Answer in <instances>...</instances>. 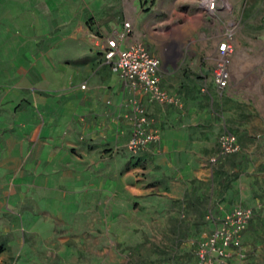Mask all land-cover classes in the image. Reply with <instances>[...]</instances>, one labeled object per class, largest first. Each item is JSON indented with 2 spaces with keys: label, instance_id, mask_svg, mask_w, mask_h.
<instances>
[{
  "label": "rangeland",
  "instance_id": "374dc122",
  "mask_svg": "<svg viewBox=\"0 0 264 264\" xmlns=\"http://www.w3.org/2000/svg\"><path fill=\"white\" fill-rule=\"evenodd\" d=\"M29 1L0 0V18L24 6L32 14L11 23L16 38L0 36V130H16L12 121L22 113L28 118L30 111L35 134L21 163L11 164L0 178V245L6 247L0 264H185L196 259L198 242L214 228L207 215L219 218L240 204L251 206L254 215L243 235L245 256L234 257L232 264H264V0H238L235 14L228 0H220L214 14L204 12L198 0L193 10L174 4L166 14L151 12L150 0L139 8L143 20L152 22L150 32L141 27L152 41L150 50L176 53L168 85L203 96L198 111L207 135L204 143L186 149L189 179L173 171L158 174L161 160L170 162L163 147L131 155L124 147L127 136L93 145L75 135L76 94L82 85L88 87L94 70L87 64L89 47L98 48L100 25L124 20L120 0H112L105 22L101 0ZM0 21L2 32L9 22ZM230 21L237 25L231 80L219 91L211 75L215 50L196 52L191 46L208 37L219 42ZM174 27L184 33L172 34ZM14 40L16 46H3ZM58 63L64 69H57ZM84 69L80 84L77 74ZM205 84L208 89L202 91ZM65 108L70 112H62ZM48 123L51 132L53 125L60 127L68 142L65 152L81 159L85 171L75 162L50 172L46 152L39 156ZM226 130L235 133L239 148L212 164ZM79 142L85 150L73 145Z\"/></svg>",
  "mask_w": 264,
  "mask_h": 264
},
{
  "label": "crops",
  "instance_id": "0c3cea01",
  "mask_svg": "<svg viewBox=\"0 0 264 264\" xmlns=\"http://www.w3.org/2000/svg\"><path fill=\"white\" fill-rule=\"evenodd\" d=\"M95 1L97 3L99 2L98 0ZM228 1L233 8L234 14L237 13L239 1ZM196 2L197 0L149 1L150 5L152 6L151 12H159L164 14L174 11V4L184 5L187 6V10H193L191 8H193ZM100 4V10L105 11V14H103V17H101L103 20L101 22H105L106 19H109V16L107 15L113 12V1L101 0ZM142 5H144V0H120L118 3V8L122 6L121 9L125 13L124 20L118 21L112 19L111 21H108V24L100 25L99 29L102 30L100 33L103 34L104 32H111L113 30L120 29L122 28L123 23L127 21L132 25V33L128 41H143L149 47L152 41H149L150 43L147 42L143 36L141 27L143 26L145 30L150 32L152 30V25H150V23L152 22H150V19L146 21L143 20L145 13L139 9L142 7ZM29 9L31 10L29 6L28 8L27 6H24L21 11L11 9V12H8L7 15L1 17L0 20L3 19V21L9 22V27L4 28L2 32L0 31V36L3 33L6 38H16V30L12 31L11 27H13V25H11V23L15 22L17 19H21L22 14L32 15L29 13ZM194 12L195 11H190L191 14H194ZM162 22H164L163 19L160 20V24ZM175 28L176 27L172 29V31L174 30L172 34L182 35L184 33V31H177ZM189 28H191V26H186V30ZM208 32L210 37H215V35L211 33L212 31L209 30ZM100 37L97 38L100 39ZM208 39L205 41V43L202 42L201 44L193 45V47L191 46V49H194L196 52L202 50H205L206 52H212L214 50L216 51L218 40ZM151 40L154 42L153 38ZM155 40L156 42H164L163 38L161 39V37H156ZM13 43L16 46L15 40L8 42L6 41L3 43V46L8 45L10 47ZM97 47L98 48L89 47V52L87 54L92 59L90 60L91 63L87 64L88 66L92 65L91 68H94V70H91V74L88 76V87L86 86L85 88H82L83 90L79 87L80 90H78L76 94L78 115L75 135L78 137V141H80L81 136L83 135L85 136V139H90L88 141L93 145H103V143L108 145V143H113L112 141L115 139H126V136L127 138L129 137L130 123L125 118V114L129 113L127 112L126 106L120 105L122 104L127 93L129 94V91L124 86L121 79L114 72H112V70H110L111 68L107 64L104 63L103 53L100 49V46L97 45ZM1 49L2 46L0 47V50ZM95 54H97V56H95ZM156 54L159 56L162 55L163 57L164 55L167 57L171 56L169 51L165 48ZM48 59H50L49 56ZM170 66L174 68V64H168V70H166L164 66L162 67L163 72L161 73V82L170 93L176 94L183 99L184 109L181 111L170 106L161 107L159 105L153 104L147 105L149 113L156 118L158 125L161 127V136L158 142L154 143L148 150H145L146 152L143 151V153H156L158 149L163 147L166 149V156L170 157V162L165 163L163 160H161L160 163H162L161 165L163 168L160 171L157 170L158 174L163 176V174H167V171H173L177 178L180 177L183 179H189L191 169L189 166L190 159L187 156L186 149L204 143L207 135V131L201 126L200 117H202V112L198 111L201 108L200 105L202 103L203 96L193 92L191 94V89H181L175 84L174 87H170L166 79L169 78L170 81H173L174 70H172ZM56 68L64 69V65L58 63ZM81 71L82 72H78L77 74L80 84L85 82L84 80L81 81V78L86 76L85 69ZM59 84H61V82H59ZM108 101L110 103H108ZM62 112L68 113L70 110H66L65 108ZM22 114H19L20 116L18 115L17 118L12 121V124H14L16 130H9L7 132H1L0 130V178L2 174L7 175L9 173L11 164L12 166L20 164V161H22V159L26 156L28 149L29 151L31 149L29 145L33 142L35 137L33 127L34 120L32 114L30 115V111L28 118L23 119ZM24 116L26 117L27 115ZM190 117H197L196 122H190ZM50 126L51 124L48 123L43 140L39 143V145L42 144V147H40L39 156L42 157L46 152L47 163L49 165L53 164V166L48 168L50 169V172L53 174L56 172L58 173L59 169H63L62 166L65 168L66 164H73L75 162L81 168L79 171H85V169H82L81 167V159L76 158V156L71 153H68L67 155L65 152L66 137L64 138L62 131L59 132L60 127H58V125H53L54 130L51 132L49 129ZM8 129H10V127H8ZM66 143L68 144V142ZM73 145L77 147L78 151L85 150L81 142L75 143ZM124 147H126V145ZM178 151L180 153H178ZM86 157L87 155H85V158ZM193 163L196 164L198 161L195 160ZM173 164L176 165V168L171 166ZM15 169L16 168H13L11 171H14ZM162 172L164 173L162 174Z\"/></svg>",
  "mask_w": 264,
  "mask_h": 264
},
{
  "label": "built area",
  "instance_id": "2783aa9c",
  "mask_svg": "<svg viewBox=\"0 0 264 264\" xmlns=\"http://www.w3.org/2000/svg\"><path fill=\"white\" fill-rule=\"evenodd\" d=\"M198 3L208 14H214L221 7L220 0H198ZM236 27V22L230 21L216 46L211 75L213 85L219 91L230 84L229 60L235 52ZM131 33L132 25L126 21L122 28L104 32L98 45L104 63L131 94L124 103L129 113L125 114V118L130 123L126 149L131 155H137L148 150L161 136V127L149 113L147 105L170 106L182 111L184 101L162 85V58L143 41H128ZM85 87L82 85V88ZM207 87L208 84H205L202 91H206ZM238 148L237 136L229 130L222 132L218 138V152L210 158V163H216L219 157L234 153ZM253 215V208L242 204L219 218L209 213L207 219L214 223V228L198 242L196 259L185 264H232L234 257L242 259L245 256L243 235Z\"/></svg>",
  "mask_w": 264,
  "mask_h": 264
},
{
  "label": "flooded vegetation",
  "instance_id": "af4514ba",
  "mask_svg": "<svg viewBox=\"0 0 264 264\" xmlns=\"http://www.w3.org/2000/svg\"><path fill=\"white\" fill-rule=\"evenodd\" d=\"M175 55H176V53H175ZM165 56L164 55V57L162 56V55H160L161 56V58H162V67L165 65V64H169V65H171V64H173L174 63V60L176 59L175 57L176 56Z\"/></svg>",
  "mask_w": 264,
  "mask_h": 264
},
{
  "label": "trees",
  "instance_id": "16d2710c",
  "mask_svg": "<svg viewBox=\"0 0 264 264\" xmlns=\"http://www.w3.org/2000/svg\"><path fill=\"white\" fill-rule=\"evenodd\" d=\"M234 133V132H233ZM235 134V133H234ZM6 251L5 245L1 244L0 245V255L3 254Z\"/></svg>",
  "mask_w": 264,
  "mask_h": 264
},
{
  "label": "water",
  "instance_id": "95a60500",
  "mask_svg": "<svg viewBox=\"0 0 264 264\" xmlns=\"http://www.w3.org/2000/svg\"><path fill=\"white\" fill-rule=\"evenodd\" d=\"M175 65V64H174ZM165 69L168 70L167 64L164 65Z\"/></svg>",
  "mask_w": 264,
  "mask_h": 264
}]
</instances>
